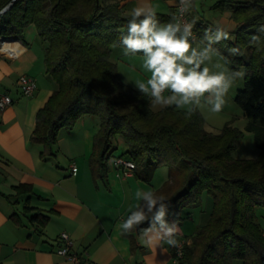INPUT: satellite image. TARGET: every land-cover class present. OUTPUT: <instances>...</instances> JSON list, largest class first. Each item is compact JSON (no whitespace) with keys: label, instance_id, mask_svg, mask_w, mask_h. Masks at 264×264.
Segmentation results:
<instances>
[{"label":"trees","instance_id":"1","mask_svg":"<svg viewBox=\"0 0 264 264\" xmlns=\"http://www.w3.org/2000/svg\"><path fill=\"white\" fill-rule=\"evenodd\" d=\"M214 6L230 9L237 22L230 31L234 39L214 47L226 44L221 52L230 68H245V84L235 100L248 117L247 130L255 135L259 155L254 159L232 155L244 135L241 128L227 122L220 132H213L206 129L201 112L185 118L175 107L155 110L148 96L121 78L110 56L127 33L131 12L123 0H0V35L24 41L25 28L34 23L45 43L46 71L58 87L38 110L31 136L33 143L43 145L42 157L57 154L62 128H73L82 115L98 116L89 158L95 177L107 181L119 136L125 144L120 155L135 161L137 178L151 182L159 167H168V178L155 191L167 197L169 221L182 224L192 215L190 206L207 213L204 195L211 197L206 220L186 234L179 264H233L234 259L264 264V228L257 213L258 206L264 207V47L249 45L251 35L264 24V0H217ZM174 15V7L157 12L161 23ZM191 18L198 39L205 29L218 26L192 14ZM236 46L241 54L231 56L228 50ZM14 188L19 196L33 194L32 185L25 182ZM33 208L27 204L25 212ZM11 218L20 222L16 212ZM31 219L40 228L49 216L38 211ZM147 226L128 233L133 249L138 246L135 235Z\"/></svg>","mask_w":264,"mask_h":264},{"label":"crops","instance_id":"2","mask_svg":"<svg viewBox=\"0 0 264 264\" xmlns=\"http://www.w3.org/2000/svg\"><path fill=\"white\" fill-rule=\"evenodd\" d=\"M123 1L126 10L131 12L137 6L154 8L155 0ZM175 1L165 0L169 11ZM230 14L227 11V17L219 22L222 25H218L222 28L223 25L231 26L227 31L236 27ZM6 41L12 45L6 51L0 50V94H10L13 102L0 109V262L172 264V246L163 243L149 247L138 233L135 235L138 246L133 249L130 235L117 228L129 209L138 203L136 191L156 190V187H148L147 182L134 173L125 176L112 166L107 181L94 176L89 158L100 126L98 116L85 114L77 119L73 128H62L56 145L57 154L41 156L44 147L33 143L31 136L38 110L58 85L46 71L45 43L34 23L25 28L24 41L18 38ZM23 73L37 81V90L31 96L24 95L19 88L18 77ZM115 142L117 149L112 159L125 150L121 137H115ZM74 163L78 166L76 172L72 168ZM20 182L31 184L33 194L17 195L14 185ZM6 195H10V199ZM19 199L23 202L21 208ZM27 204L34 208L26 213ZM38 211L49 216L46 225L40 228L31 219ZM15 212L20 222L11 218ZM178 224L180 228L181 224ZM62 232H67L73 239L72 249L79 261L57 252ZM177 238L187 237L186 234L181 237L179 233Z\"/></svg>","mask_w":264,"mask_h":264},{"label":"clouds","instance_id":"3","mask_svg":"<svg viewBox=\"0 0 264 264\" xmlns=\"http://www.w3.org/2000/svg\"><path fill=\"white\" fill-rule=\"evenodd\" d=\"M194 6L195 0H178L179 15L172 16L167 23H161L153 7H134L127 33L120 42L125 56L142 54V69L150 74L146 80L135 83L136 90L150 98L152 107H175L185 118L197 112L219 113L236 81L246 74L243 68H229L228 59L214 47L230 38L227 30L219 26L215 30L207 28L197 38L193 32L195 21L184 19ZM249 45L264 47V24L251 35ZM228 51L231 56L241 54L239 46ZM135 199L138 203L129 209L117 228L131 233L147 224L141 229L147 246H178L179 224L167 218V197L155 190H137Z\"/></svg>","mask_w":264,"mask_h":264},{"label":"rangeland","instance_id":"4","mask_svg":"<svg viewBox=\"0 0 264 264\" xmlns=\"http://www.w3.org/2000/svg\"><path fill=\"white\" fill-rule=\"evenodd\" d=\"M217 2V0H195V7L192 9V15L199 18H205L212 22L215 25L221 26L222 24L219 23L223 17L226 16L227 11H230V9L222 10L218 7L214 6V3ZM154 8L157 12L161 13H167L169 12V6L166 4L165 0H155ZM231 12V11H230ZM227 17V16H226ZM230 18L231 14H230ZM232 23H235L236 21L233 19ZM235 21V22H234ZM225 26V30H230L231 26ZM237 26V22H236ZM236 28V27H232ZM230 34L231 40L234 39V36L228 31ZM227 48V45H223L220 48H217L219 50V53L222 55L221 50H224ZM223 56V55H222ZM111 58L113 61H115L118 65V71L121 76V78L130 84L131 86L135 87V83L140 80H146L148 76L150 75L145 70L142 69V62H143V56L142 54H136L134 56H125L123 54V47L121 45L113 47V50L111 52ZM229 68V64L227 65ZM245 71V68H243ZM246 73V71H245ZM245 77V76H244ZM245 79L237 80L234 84L233 88L230 90L226 97V104L224 105L223 109L216 114L209 113L208 111L201 112L205 119V127L207 130L213 131V132H220L223 126L227 122H231L234 126H237L241 128L244 131V135L241 139V141L238 143V145L234 148L232 155L234 158L237 159H254L259 155V148L255 144V135L254 132L247 130L246 126L248 123V117L244 115L242 108L235 100V96L239 89L244 87ZM167 95V93H166ZM153 109H159L160 106L152 107ZM116 144V142H115ZM111 159V164L109 163V166H113V159ZM109 159V161H110ZM168 178V167L167 166H161L159 167L151 182H147L148 187L153 186L160 187L165 180ZM20 208L23 206V202L21 199ZM16 204V203H15ZM18 204V203H17ZM204 206L207 210V213L203 212L200 206H190L188 209L192 211V216L190 218H187L183 221V223L180 226V235L181 237L185 236V234L192 233L198 223L203 222L206 220L208 211L210 210L212 204H211V197L208 195H204ZM15 208L17 209L18 206L15 205ZM257 213L259 215V222L262 224L264 228V207L258 206L257 207ZM233 264H245V262L242 259H234Z\"/></svg>","mask_w":264,"mask_h":264},{"label":"built area","instance_id":"5","mask_svg":"<svg viewBox=\"0 0 264 264\" xmlns=\"http://www.w3.org/2000/svg\"><path fill=\"white\" fill-rule=\"evenodd\" d=\"M11 4H12V2L7 4L1 10V12L3 13L6 10H8L10 8ZM174 8H175V15H179L178 0L175 1ZM184 19L186 21H189V22L193 21L191 18L190 11L185 14ZM193 32L197 35L195 25L193 28ZM6 40H7L6 38H4L0 35V50H2L1 45H3ZM18 85H19L21 92L27 96L33 95L35 93V91L37 90V87H38L35 77H33L29 74H26V73H23L18 77ZM12 102H13V98L10 94H8V93L0 94V109L6 108ZM113 164H114L115 168L117 170H119V172L125 176L133 174L134 169L136 167L135 161H133L132 159L127 158L125 156H122V155H118V156L114 157ZM72 168H73V171L76 172L78 170L77 164L74 163ZM177 239L179 241L178 246H175V247L172 246V249H173L172 264H179L180 263V260L184 254V246H185V243L187 242V239H185V238H177ZM59 240H60V245L57 249V252L61 255L68 256L75 261H79V256L72 249L74 242H73V239L71 238V236L67 232H62L59 236Z\"/></svg>","mask_w":264,"mask_h":264},{"label":"bare ground","instance_id":"6","mask_svg":"<svg viewBox=\"0 0 264 264\" xmlns=\"http://www.w3.org/2000/svg\"><path fill=\"white\" fill-rule=\"evenodd\" d=\"M12 44L8 41H5L3 45H1V49L2 50H8V48L11 46Z\"/></svg>","mask_w":264,"mask_h":264}]
</instances>
